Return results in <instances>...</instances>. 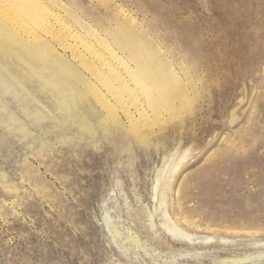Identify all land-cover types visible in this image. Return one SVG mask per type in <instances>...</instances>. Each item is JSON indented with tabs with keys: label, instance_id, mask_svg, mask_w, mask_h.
<instances>
[{
	"label": "rangeland",
	"instance_id": "374dc122",
	"mask_svg": "<svg viewBox=\"0 0 264 264\" xmlns=\"http://www.w3.org/2000/svg\"><path fill=\"white\" fill-rule=\"evenodd\" d=\"M111 1L189 66L193 106L138 144L66 112L0 44V264H264V0ZM169 181L191 244L162 225Z\"/></svg>",
	"mask_w": 264,
	"mask_h": 264
},
{
	"label": "bare ground",
	"instance_id": "6f19581e",
	"mask_svg": "<svg viewBox=\"0 0 264 264\" xmlns=\"http://www.w3.org/2000/svg\"><path fill=\"white\" fill-rule=\"evenodd\" d=\"M97 1L100 16L67 0H0V44L34 62L37 79L51 87L66 112L83 117L87 111L105 132L146 145L192 108L196 77L127 9ZM170 158L173 178L186 153ZM171 184L164 182L159 191L162 225L191 244L188 231L168 219Z\"/></svg>",
	"mask_w": 264,
	"mask_h": 264
}]
</instances>
